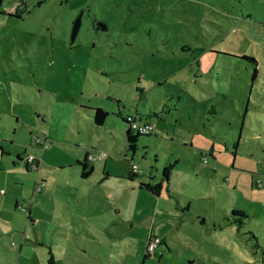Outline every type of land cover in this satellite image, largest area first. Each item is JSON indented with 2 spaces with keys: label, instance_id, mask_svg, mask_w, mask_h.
Wrapping results in <instances>:
<instances>
[{
  "label": "rangeland",
  "instance_id": "obj_1",
  "mask_svg": "<svg viewBox=\"0 0 264 264\" xmlns=\"http://www.w3.org/2000/svg\"><path fill=\"white\" fill-rule=\"evenodd\" d=\"M127 115L157 132L133 153ZM175 158L157 196L134 189ZM144 234L162 240L145 258ZM48 249L59 264H264V0H0V264Z\"/></svg>",
  "mask_w": 264,
  "mask_h": 264
},
{
  "label": "trees",
  "instance_id": "obj_2",
  "mask_svg": "<svg viewBox=\"0 0 264 264\" xmlns=\"http://www.w3.org/2000/svg\"><path fill=\"white\" fill-rule=\"evenodd\" d=\"M41 1H38L37 4H39ZM19 5L16 4L14 8L17 9ZM20 11L21 12H25L28 11L23 3L20 7ZM15 15H20L18 12H14ZM80 16H81V11H79L77 14H75V16L73 17L72 21H71V25H70V36L71 39H74V37L76 36L79 27H80ZM99 25L103 26V23L99 22ZM90 110L92 111V118H93V122L96 125H100L104 122V120L106 119V116L108 115V112L104 109H102L101 107L95 106V107H90ZM130 117V119L128 118ZM122 121L125 124V131H124V138H125V144H126V149L128 151H131L132 153L134 152V150L137 147V139L140 135H150V134H154L155 130H153L152 132L149 133H142L140 131H138L136 128L130 126V123L132 122V120L134 121H138V122H148V121H142L140 120L138 117L134 116V115H127L125 117L121 118ZM151 123V122H150ZM40 145H43V143H41V139H40ZM33 148V146H32ZM39 150L42 151V149L39 148ZM23 153H25L24 155V159L26 157V155H28L29 153H33V152H28L27 153V149L23 150ZM90 152H85V154L82 156L81 159H77L76 162L80 165L81 171L80 174L83 177H86L87 175L90 174V172L92 171V165L88 164V161H91L90 159H88V154ZM34 154V153H33ZM35 155V154H34ZM17 158L18 159H22V156H20L19 154H17ZM176 161L170 162L166 165L163 166V169L161 171V179H166L168 177V174L172 168V166L175 164ZM25 167L26 168H30V164L26 161L25 159ZM137 175L136 173L133 172H128V177H133ZM161 180L157 181L155 183H150V182H139V186L153 194H157L160 190L161 187ZM232 217H234V215H238L241 216L243 218H247L248 215L246 214V212L242 209V208H233L232 211ZM235 220L232 219V221ZM239 222V221H238ZM239 223H243V222H239ZM251 237L255 240L254 245L256 247H260L259 244L257 243L256 237L255 235H251ZM262 254L264 256V252L262 251ZM147 255H149L148 251L145 249L144 254H143V258L147 257ZM46 264H59L58 262H56L52 252L50 249L47 250V258H46Z\"/></svg>",
  "mask_w": 264,
  "mask_h": 264
},
{
  "label": "built area",
  "instance_id": "obj_3",
  "mask_svg": "<svg viewBox=\"0 0 264 264\" xmlns=\"http://www.w3.org/2000/svg\"><path fill=\"white\" fill-rule=\"evenodd\" d=\"M128 118L130 119V117H128ZM130 126L136 128L138 131H140L142 133H149V132H152L154 130V125L150 122H138V121L132 120V122L130 123ZM35 140H36V145L38 146V148L42 149V146L44 144L40 145V139L39 138H37ZM105 155H106L105 151H101L99 154L100 157H104ZM95 158H96V155H93L92 153L88 154V159L94 160ZM25 159L30 164L31 169L37 168L38 159L33 153H29L28 155H26ZM205 159H206V157H205ZM130 171L133 173L137 172V165L135 163L130 164ZM261 182H262V179H258L256 181V184H259ZM161 241L162 240L159 236L149 234V236L147 237L145 249L148 251V253H151L154 251V249L158 246V244Z\"/></svg>",
  "mask_w": 264,
  "mask_h": 264
},
{
  "label": "crops",
  "instance_id": "obj_4",
  "mask_svg": "<svg viewBox=\"0 0 264 264\" xmlns=\"http://www.w3.org/2000/svg\"><path fill=\"white\" fill-rule=\"evenodd\" d=\"M137 117V116H136ZM138 118L140 119V120H142V121H148V122H150V119L149 118H147V117H143V118H141V117H139L138 116ZM155 130V129H154ZM154 136L155 135H157V132H155L154 134H153ZM41 139V138H40ZM42 141V140H41ZM237 142L235 143V145H234V151H232L233 152V154H234V156H235V153H236V151H235V148L237 147ZM38 147V146H37ZM37 147H33V148H36V149H38V151L39 152H42L43 153V151H41V150H39V148H37ZM211 152H212V147H211V151H210V155H211ZM174 157V156H173ZM130 159H132V158H130ZM175 160H176V162H177V158H175ZM174 160V161H175ZM179 160V159H178ZM25 163V162H24ZM131 163H134V162H131L130 161V164ZM79 167H80V165L78 164V163H76ZM88 164L89 165H92V171L90 172V174L89 175H87L86 177H83V176H81V174H80V178L81 179H83V178H87V177H89L91 174H92V172L95 170V165H94V161L93 160H91V161H88ZM130 164H129V169H130ZM104 166L102 165V170H104V168H103ZM80 170H79V173H80V171H81V168H79ZM109 172V171H108ZM108 172H104L103 173V179H105V178H108L109 176H111L112 175V173H108ZM128 172H130V170L128 171ZM128 172H127V178H128V180H129V182H132L133 181V179L134 178H136L137 177V175H135V176H133V177H128ZM137 172H138V170H137ZM136 172V173H137ZM154 177H155V175L154 174H150L149 175V178L150 179H154ZM168 179H169V177H167L166 179H161V176L159 177V179L158 180H155L154 182H151V181H144L143 179H139L138 180V184H137V187H135L134 185H133V187H134V189L135 190H140V191H142V190H144V191H147V190H145V189H143V188H141L140 186H139V182H150V183H155V182H157V181H160L161 180V182H162V184H161V187H162V185L164 184V182L166 183V185H167V187H168ZM153 181V180H152ZM161 187H160V189H161ZM160 191V190H159ZM147 192H149V191H147ZM151 193V192H150ZM160 192H158L157 194H154V195H158ZM153 194V193H152ZM243 209V208H242ZM245 212H246V214L248 215V217L247 218H245V219H249V217H250V214L245 210V209H243ZM144 239H146V235L144 234V235H142L141 236V241H143V243H145L144 242ZM144 245V251H145V245H146V243L145 244H143ZM144 254V253H143Z\"/></svg>",
  "mask_w": 264,
  "mask_h": 264
}]
</instances>
